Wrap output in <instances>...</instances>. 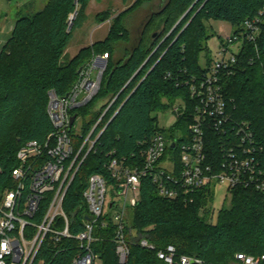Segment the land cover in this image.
I'll return each mask as SVG.
<instances>
[{"label":"trees","instance_id":"trees-1","mask_svg":"<svg viewBox=\"0 0 264 264\" xmlns=\"http://www.w3.org/2000/svg\"><path fill=\"white\" fill-rule=\"evenodd\" d=\"M142 1L134 0L114 18L103 40L80 48L66 64L61 62L63 53L72 31L82 25L89 0H48L41 10L16 18L10 38L0 50V188L12 184L9 178L18 164L19 146L34 138L42 141L53 131L46 112L48 92L65 96L80 67L101 50L111 56L117 43L127 42L121 15ZM262 7L264 0H168L143 22L127 57L106 64L97 93L70 111L80 117V130L73 125L69 131L74 152L87 135L93 141L90 148L89 143L82 146L76 164L83 160L63 200L70 233L81 230L80 218L87 210L83 192L92 173L101 174L111 184L106 165L112 158H125L127 165L141 164V151L152 134L161 131L154 112L182 98L187 108L176 118L169 135L187 133L192 100L182 81L201 75L212 60L205 55V64L199 63L209 37L204 21L229 22L232 33L239 34L242 21ZM71 14L78 20L70 26ZM259 27L255 40L243 38L236 63L221 74L220 83L231 120L250 124L264 168V22ZM206 136L212 158L221 157L218 141L224 138L222 134L208 128ZM215 185L208 183L187 197L168 198L159 193L150 175L141 176L138 200L129 207L125 229L129 253L123 264H165L156 250L167 244L174 245L180 255L212 264H226L240 251L264 253V194L242 185L226 187L230 204L214 213ZM92 234L91 249L101 264H120L111 223L102 226L99 221ZM141 238L155 249L138 244ZM68 246L66 251L46 256L43 264H69L75 241H68Z\"/></svg>","mask_w":264,"mask_h":264},{"label":"built area","instance_id":"built-area-1","mask_svg":"<svg viewBox=\"0 0 264 264\" xmlns=\"http://www.w3.org/2000/svg\"><path fill=\"white\" fill-rule=\"evenodd\" d=\"M261 22H264V7L242 21L243 30L239 34H233L231 29L224 36L215 58L201 75H190L182 81L188 86L192 100L186 134L175 132L173 136H165L164 130L156 131L141 151L140 165H127L125 158H112L106 165L113 180L111 184L101 174L89 176L83 192L87 210L81 215V230L77 233H70V221L62 204L83 160L76 164L78 154L85 143L90 148L93 141L87 135L74 152L69 131L75 121L69 129L70 111L97 93L107 54L96 55L80 67L76 82L65 96L50 90L46 112L53 131L42 141L34 138L19 146L18 164L9 178L12 184L0 188V264H43L46 256L66 251L70 240L75 241V247L69 264H101L91 249L93 229L99 221L102 226L108 222L113 226L115 252L118 262L123 264L129 253L125 237L126 209L136 204L140 178L146 174L152 177L159 193L168 198L190 196L208 183L228 188L242 185L264 194V168L258 158L260 147L248 122H234L229 117L220 83L221 74L236 63L243 38L255 40ZM177 100L180 105L173 108L176 118L187 108L185 100ZM208 128L224 137L218 141L221 157L217 159L212 158L207 148ZM107 187L117 200L107 202ZM104 216L107 219L102 220ZM138 244L155 249L145 238ZM156 256L165 264H212L198 257L180 255L172 244L156 250ZM226 264H264V253L236 252Z\"/></svg>","mask_w":264,"mask_h":264},{"label":"rangeland","instance_id":"rangeland-1","mask_svg":"<svg viewBox=\"0 0 264 264\" xmlns=\"http://www.w3.org/2000/svg\"><path fill=\"white\" fill-rule=\"evenodd\" d=\"M47 1L48 0H29L26 5L19 6L20 8L16 9L17 6L15 5L21 2V0H0V9L7 12L8 9L12 7L14 9L12 12L15 16L20 17L41 10ZM167 1L168 0H144L138 7L122 14L120 21L128 32L127 42L117 43L112 55L108 56L103 62L107 64L108 62H116V60L119 59L124 60L127 57V53L135 45L143 26V22L153 11H158L161 6H164ZM132 2L133 0H127L123 5L122 0H89L84 10L82 25L80 28H76L72 31V36L63 53L61 62L66 64L80 47L89 44L91 41L95 42L103 40L107 35L108 29L113 23L114 18L131 5ZM76 20H78V17L75 14H71L68 16L67 21L71 26L72 22ZM204 24L209 37L206 41V51L201 52L199 55V63L202 66L206 62L205 55H207L208 58H215L221 40H223L224 36L229 34L232 29L230 28L231 24L229 22L227 23L220 20L211 19L204 21ZM103 52L104 51L101 50L97 55H102ZM96 62H99V60ZM179 105V101L174 100V103L169 105L165 110L153 113V116L157 118L158 127L164 130L165 136L169 135V132L172 130V126L176 121V114L174 113L173 108L179 107ZM74 128L77 131L80 130V117L76 118ZM108 188L109 187H107L106 191L107 202L110 200H117V197L113 195L112 190ZM230 200V193L227 192L226 186L223 184L215 185L214 200L212 203L214 213H217V211L223 206L228 207ZM130 215L131 209L128 207L126 209L127 223L129 222Z\"/></svg>","mask_w":264,"mask_h":264},{"label":"crops","instance_id":"crops-1","mask_svg":"<svg viewBox=\"0 0 264 264\" xmlns=\"http://www.w3.org/2000/svg\"><path fill=\"white\" fill-rule=\"evenodd\" d=\"M28 1L29 0H21V2H19L17 5H15V6H17L16 9L20 8L19 6L26 5L28 3ZM126 2H127V0H126ZM133 2H134V0H133ZM125 3H123V5ZM10 5H11V2H10ZM13 10L14 9L12 7L10 9H8L7 12H4L0 9V49L6 43V41L10 38L11 32L13 30L15 20L17 18L15 16V14L12 12ZM91 43H92V41L89 44H86L84 46L90 45ZM80 48H82V47H80ZM79 49L77 50V52L79 51Z\"/></svg>","mask_w":264,"mask_h":264},{"label":"water","instance_id":"water-1","mask_svg":"<svg viewBox=\"0 0 264 264\" xmlns=\"http://www.w3.org/2000/svg\"><path fill=\"white\" fill-rule=\"evenodd\" d=\"M157 33H158V32L155 31V32L153 33V36H156ZM75 118H76V114H73V115L70 116L69 129L72 127L74 121L76 120Z\"/></svg>","mask_w":264,"mask_h":264}]
</instances>
